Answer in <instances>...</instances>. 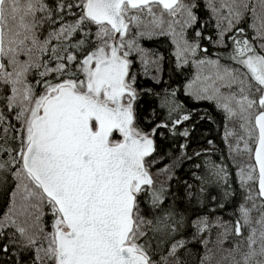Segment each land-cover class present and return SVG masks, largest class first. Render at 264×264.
Segmentation results:
<instances>
[{
    "label": "snow or ice",
    "instance_id": "6c2138e0",
    "mask_svg": "<svg viewBox=\"0 0 264 264\" xmlns=\"http://www.w3.org/2000/svg\"><path fill=\"white\" fill-rule=\"evenodd\" d=\"M0 264H264V0H0Z\"/></svg>",
    "mask_w": 264,
    "mask_h": 264
},
{
    "label": "trees",
    "instance_id": "16d2710c",
    "mask_svg": "<svg viewBox=\"0 0 264 264\" xmlns=\"http://www.w3.org/2000/svg\"><path fill=\"white\" fill-rule=\"evenodd\" d=\"M206 106V105H205ZM217 140H219V137L217 136L216 137ZM229 217L225 216V219H228Z\"/></svg>",
    "mask_w": 264,
    "mask_h": 264
}]
</instances>
